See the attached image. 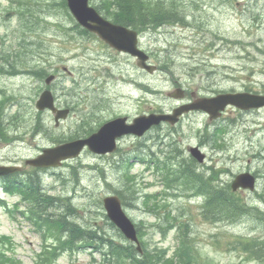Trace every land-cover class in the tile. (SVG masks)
I'll use <instances>...</instances> for the list:
<instances>
[{"label": "rangeland", "instance_id": "obj_1", "mask_svg": "<svg viewBox=\"0 0 264 264\" xmlns=\"http://www.w3.org/2000/svg\"><path fill=\"white\" fill-rule=\"evenodd\" d=\"M256 0H233V5H227L225 3H221L219 0H204L203 3H208L210 5H207L205 9H201L199 13H196L197 16H200L202 18L203 23L205 24V28L208 29L203 31L198 30H187L183 31L182 33L178 32H170V30L162 31V34H156L145 37L146 39V50L152 52L153 54V61L157 62L159 59H161V51L168 49L174 56H178L176 58V62L173 65V73L176 78H180V75L186 74V72L190 71V68L192 67V64L198 63V60L206 63V64H212L217 65L218 71L220 74L223 72L221 70L222 64H213L215 63H226L231 64L233 66H236L237 71L241 73V67H243V61L237 59V54L241 52L240 47H232L224 49V43L221 40H217L214 38V35L217 34L220 36L219 39H222L224 37H229L231 39H238L241 41H244L246 43H250L253 41V39L247 38V30L250 29V27H254L256 22L253 17L248 12V8L251 6V3H254ZM262 3V2H261ZM9 3L7 0H0V6L4 5L3 8H5L6 5ZM264 15V13H262ZM261 15V16H262ZM56 22L64 23L67 21L66 16L64 13L56 14ZM251 17V19L249 18ZM14 25V24H13ZM5 32V29H2L1 35H3ZM219 32V33H218ZM181 34L183 36V39L181 40L182 45H177V42L180 40L179 35ZM260 35L264 39V31L260 32ZM9 39L12 38V34L9 33ZM208 38H214L216 42V47L212 50L214 51H206V46L208 44H205V40ZM46 40L50 43L49 49L52 50L53 56H57L59 54L65 55L64 50H68V55H65L67 57H71L73 53L77 52L78 46H74L70 43H67L65 41V37L61 34L59 30L56 28H53L50 32L49 36H46ZM212 43V42H211ZM210 43V44H211ZM91 48L93 49L90 51V57L93 58L96 61V64H98L101 69H104L105 66L108 64L105 63L106 57H110L113 55V52L106 49L99 43H90ZM167 54H164V57H166ZM198 59V60H197ZM264 59L261 58L257 68L261 69L264 65ZM262 63V64H261ZM80 64H82V61H80ZM92 64V62L87 63ZM101 64V65H100ZM83 66V65H82ZM216 67V66H215ZM216 70V69H215ZM211 71V70H210ZM199 76H203V74H199ZM148 81L151 83V86H158L161 87L163 85L164 75H158L156 78L155 76H148ZM217 80H220L218 78ZM181 81V80H180ZM260 82V81H258ZM245 84H248L247 80H235V81H229L228 83H221L220 86H218V89H231V88H242ZM29 85V81L26 79H14V80H8L6 82H3L0 79V87H6L9 90L13 87H16L19 92H23L24 88ZM208 84L202 82L201 80L197 79V87L202 88ZM252 86H260V83H251ZM127 87V86H125ZM132 87H116L113 89L111 94L108 95V97L112 98V102L110 103L108 113L116 114V113H126L129 115H134L138 113L141 109L137 106L135 102H131V100L135 101V98L137 97L136 90ZM80 88H84L81 87ZM21 92V93H22ZM80 93L85 95V91L82 89L80 90ZM164 97V96H163ZM148 109L152 110L154 105L151 102H148ZM145 110H147V107H144ZM82 110V108H81ZM264 119V113L261 116ZM79 118V115H75L73 117V121ZM66 126V125H65ZM43 139L42 137L39 139ZM34 137H30V135L26 138V140L20 142L19 144H22L20 146L21 148H17L16 146H12L9 149H5L3 151L2 157H4L7 160H10L12 158H23L24 155H26L29 152V148H34L36 146ZM231 142L235 143L237 147L242 145V140L237 136L234 138H231ZM44 144L46 143L43 141ZM254 143L256 146H259L261 148L264 147V134H259V137L254 140ZM24 150V151H23ZM36 151L38 149H35ZM246 160H241L240 163H236V167H241V165L244 164ZM239 164H241L239 166ZM256 169L263 167L259 163H255L253 166ZM235 169V173L237 169ZM0 233L6 234V235H12L15 238L16 242H22L25 239H28L30 235L25 234L23 231H19L16 229V226L12 224L10 220H6L4 217L1 218L0 222ZM194 223L198 225L201 229L199 231L203 230V232L207 235L213 234L215 232L211 231L214 227L207 225L203 226L198 219H195ZM242 224V223H241ZM238 224L237 227H235V232H229L233 234H241V233H247L246 230L247 226H251V223H248V225H241ZM218 228V227H216ZM227 227H220L219 231H226ZM260 232V231H258ZM257 233V232H256ZM33 237V236H32ZM36 237H33V239ZM153 242L159 243V238L157 236L153 237ZM31 246L34 244L36 245L37 242L31 241L29 242ZM166 245V244H165ZM203 253L207 255L208 259L210 261H213L216 264H259L258 262L254 261H245L243 259V255H241L238 252H228L226 249H220V251H217L216 249H210L208 250L204 249ZM20 257L27 262V259H24L22 255ZM30 264V263H29Z\"/></svg>", "mask_w": 264, "mask_h": 264}, {"label": "trees", "instance_id": "obj_2", "mask_svg": "<svg viewBox=\"0 0 264 264\" xmlns=\"http://www.w3.org/2000/svg\"><path fill=\"white\" fill-rule=\"evenodd\" d=\"M159 6V8H156L154 10L151 9H147L145 7L144 4L137 2V4L133 7V9L131 11L129 10H122L120 11V14L125 15V16H120V19L124 20L125 22H129V23H133L135 22L132 18H135L143 23H147L148 21L158 24L161 23L165 20H167L170 16H172L173 14L177 13V9L172 8L170 9L169 12H166L164 10V8L169 9V7H167L165 4L160 3V4H155V5H151L150 7H157ZM112 18L116 21L117 19L112 15ZM1 118H0V138L2 139H8V129L4 126V124L1 122ZM184 169H181V172ZM185 175V174H184ZM194 178L196 176H193ZM196 179H199V177H196ZM207 186V185H206ZM202 187L208 190V187ZM213 187V186H211ZM210 197H211V202H209L210 204L215 205V207L221 208L223 206H225L227 209L231 210V212L235 215H237L238 213L241 214L242 212L247 211L248 209V205L242 201L241 198L238 197L237 194H234L230 191V187H223V188H214V190L210 193ZM209 204V205H210ZM252 204V203H251ZM255 209V208H254ZM256 210V209H255ZM248 245L251 243H247ZM247 244H244L243 247H245L244 249H250V245L248 246ZM254 245V244H252ZM260 252L259 255H263L264 254V242H262L260 244ZM196 260L194 258L193 252L190 258H186L184 260H182L181 262H179L178 264H195Z\"/></svg>", "mask_w": 264, "mask_h": 264}, {"label": "water", "instance_id": "obj_3", "mask_svg": "<svg viewBox=\"0 0 264 264\" xmlns=\"http://www.w3.org/2000/svg\"><path fill=\"white\" fill-rule=\"evenodd\" d=\"M87 0H70V4L71 5H75L76 8H75V11L77 12V14H80V12L83 10H85V4H86ZM244 97V96H243ZM245 98V97H244ZM262 100L264 101V98H262ZM198 101V103L196 104H193L191 106L188 107V109H204L206 111H208L210 114H213V110H216V112L218 110H224L225 107L227 106V104H237V105H240L241 102H242V98L239 97V96H219V97H216V98H213V99H210V100H204L203 102L201 101ZM156 117V116H155ZM154 117V120L152 117L150 118H146V119H143V120H146V122H148V126H150L151 124H154V123H157L158 121L157 118ZM159 119L158 120H161L162 117H158ZM142 120V121H143ZM163 120H169L168 117H165L163 116ZM146 128V127H145ZM126 132H134L133 129L130 127L128 128V130ZM110 136H112V139L115 138L116 136H118V134L116 133H112L110 134ZM107 139V137L104 135L103 137H99L98 138V142L99 144H101L103 146L104 149H102V151H106V150H110L111 147H106L105 146V143L104 140ZM89 144L90 147L92 148V145H96V141L95 140H88V141H83V143H80L78 145V148L75 152H70L69 154L72 156V155H77L79 150L81 149V147L83 146V144ZM69 147V146H68ZM74 147V146H73ZM65 154H51V157H60V156H63ZM45 157H41L37 160L36 162V165L38 164H46L45 162ZM7 172L6 169H2L0 168V174L2 173H5ZM245 175H241L237 178L236 182L234 183V188H237L238 186H244V187H251V184H249L246 180H245Z\"/></svg>", "mask_w": 264, "mask_h": 264}, {"label": "bare ground", "instance_id": "obj_4", "mask_svg": "<svg viewBox=\"0 0 264 264\" xmlns=\"http://www.w3.org/2000/svg\"><path fill=\"white\" fill-rule=\"evenodd\" d=\"M247 245H248V244H247ZM249 245H250V244H249ZM249 245H248V246H249ZM244 248H245V247H244Z\"/></svg>", "mask_w": 264, "mask_h": 264}]
</instances>
